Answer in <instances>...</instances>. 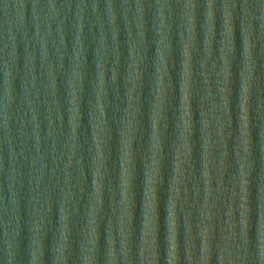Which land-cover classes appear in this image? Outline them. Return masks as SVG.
<instances>
[{"label":"water","instance_id":"1","mask_svg":"<svg viewBox=\"0 0 264 264\" xmlns=\"http://www.w3.org/2000/svg\"><path fill=\"white\" fill-rule=\"evenodd\" d=\"M171 230L264 264V0H0V264H169Z\"/></svg>","mask_w":264,"mask_h":264},{"label":"clouds","instance_id":"2","mask_svg":"<svg viewBox=\"0 0 264 264\" xmlns=\"http://www.w3.org/2000/svg\"><path fill=\"white\" fill-rule=\"evenodd\" d=\"M9 5L7 3H3V8L5 10V12L7 11ZM109 7H111V5H109ZM188 7L191 8L193 7V5L190 3L188 4ZM209 7L211 8V4H209ZM227 7V5H226ZM227 15V13H226ZM191 39V38H190ZM161 43H163V41H161ZM185 55H187V50H188V47L187 45H185ZM163 62V56H161V63ZM75 76L76 78L78 79L79 78V72L75 73ZM115 78V77H114ZM103 74L101 73V79H100V85H101V88L103 87ZM160 89L162 90L163 89V84L160 83ZM73 93H74V88H73ZM75 95L73 94V104H75ZM157 102L159 103L160 102V98L157 97ZM74 112H75V109H74ZM103 114V113H101ZM185 127H187V121H185ZM131 128H132V124H131V121H128V132L124 134V136H128V134L131 132ZM155 143L153 144V149H157L159 147V141L156 140L155 136L153 137ZM99 143V141H98ZM124 148L126 149L127 148V140L124 141ZM104 159V157L101 155L99 157V160L102 161ZM153 164L155 165L156 164V160L154 159L153 160ZM95 174L96 176H100V164L97 163L96 165V168H95ZM205 175H207V172H205ZM95 192L97 194V198H99V186H97L95 188ZM95 211V209H94ZM204 235L205 237H207V229L204 230ZM176 234L173 230H171V236H170V243H171V251L169 253V257H168V262L169 264H177V254H176ZM61 239L64 240L66 239L64 236H63V233L61 235ZM65 245L64 244H61L60 246V249L58 250L60 255L57 257V260L59 261L60 259H63V249H64ZM208 243H207V240L205 242V245H204V257L202 258L205 262L207 261L208 259ZM90 257H85V264H88V262L90 261ZM224 260V257L221 256V261ZM33 264H36V260H35V256L33 258Z\"/></svg>","mask_w":264,"mask_h":264}]
</instances>
